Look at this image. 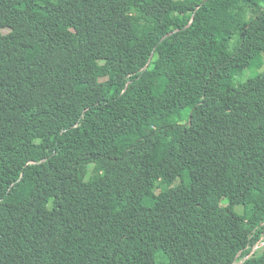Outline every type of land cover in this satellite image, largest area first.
Masks as SVG:
<instances>
[{"label": "trees", "instance_id": "1", "mask_svg": "<svg viewBox=\"0 0 264 264\" xmlns=\"http://www.w3.org/2000/svg\"><path fill=\"white\" fill-rule=\"evenodd\" d=\"M263 242L264 0H0V264H264Z\"/></svg>", "mask_w": 264, "mask_h": 264}, {"label": "rangeland", "instance_id": "2", "mask_svg": "<svg viewBox=\"0 0 264 264\" xmlns=\"http://www.w3.org/2000/svg\"><path fill=\"white\" fill-rule=\"evenodd\" d=\"M8 32V31H7ZM12 32V31H10ZM16 35L19 34L18 32H14ZM262 70L256 71L252 74V72L250 70H246L245 72L241 73L238 77H237V83H243L245 81H247L251 76H255L258 73L262 72ZM201 92V82L197 81L195 84L191 85L190 87L186 88L183 90L184 93V98L187 99L192 95H199ZM21 117V113L20 112H16L12 115V119L14 118H20ZM89 174V172H88ZM89 176V175H88ZM88 176L86 177H80L79 178V183H81L83 186H86L87 182H88ZM141 179L137 181V183L139 184L142 181H145V176H141ZM227 206L236 214L237 217H241L243 214V203H238L234 206L232 205H228ZM262 245H264V242L262 243Z\"/></svg>", "mask_w": 264, "mask_h": 264}, {"label": "built area", "instance_id": "3", "mask_svg": "<svg viewBox=\"0 0 264 264\" xmlns=\"http://www.w3.org/2000/svg\"><path fill=\"white\" fill-rule=\"evenodd\" d=\"M262 245V244H261Z\"/></svg>", "mask_w": 264, "mask_h": 264}]
</instances>
